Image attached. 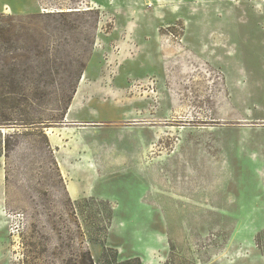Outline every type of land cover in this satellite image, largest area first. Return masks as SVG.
<instances>
[{
    "label": "rangeland",
    "instance_id": "obj_1",
    "mask_svg": "<svg viewBox=\"0 0 264 264\" xmlns=\"http://www.w3.org/2000/svg\"><path fill=\"white\" fill-rule=\"evenodd\" d=\"M0 264H264V0H0Z\"/></svg>",
    "mask_w": 264,
    "mask_h": 264
}]
</instances>
